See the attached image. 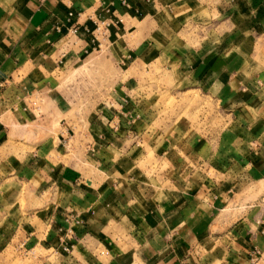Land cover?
I'll return each mask as SVG.
<instances>
[{
    "label": "crops",
    "instance_id": "0c3cea01",
    "mask_svg": "<svg viewBox=\"0 0 264 264\" xmlns=\"http://www.w3.org/2000/svg\"><path fill=\"white\" fill-rule=\"evenodd\" d=\"M154 5L0 0L1 250L52 249L58 264H213L215 242L221 264H247L254 248L263 250V221L250 224L256 205L240 207L237 196L264 179V0H234L228 39L220 30L225 19L218 21L217 31L207 30L218 32L217 41L201 50L192 48L189 32L211 18L173 27L166 59L173 88L201 90L217 102L224 124L217 132L174 141V131L166 138L152 128L157 117L141 107L143 96L131 97V84L121 79L89 117L86 163L63 160L67 129L53 136L42 124L45 139L32 150L14 144V129L36 121L29 99L63 115L62 77L102 45L122 72L132 57L151 60L131 48L125 23ZM99 20L110 23L103 41L95 30ZM242 23L247 26L238 28ZM157 59L162 62L160 54L151 62ZM149 153H169L161 182L146 174L159 172ZM241 209L235 224L226 217L215 224Z\"/></svg>",
    "mask_w": 264,
    "mask_h": 264
},
{
    "label": "rangeland",
    "instance_id": "374dc122",
    "mask_svg": "<svg viewBox=\"0 0 264 264\" xmlns=\"http://www.w3.org/2000/svg\"><path fill=\"white\" fill-rule=\"evenodd\" d=\"M150 1L155 4L152 10L147 7L143 16H137L132 22L126 21V39L131 48L134 47L137 51L142 50V53L149 56L151 60L160 54L162 62H158L159 59L151 62V60H139L132 57L129 64L126 65L128 70L122 72L110 58L109 49L106 45H102L100 51L98 49L93 55L68 68L62 77L59 90L66 103V110L63 115L59 116L48 103L45 105L42 104L43 101H36L33 98L27 100L30 102L29 106L35 114L32 117L36 121H28L26 123L29 124L23 127L20 125L17 129H14L16 130L14 144L17 146L22 145L24 148L23 153L32 150L36 144L45 139L42 128V124H45L51 135L56 134L58 128L59 131L63 130L64 132L67 129V150L63 157L65 163L71 161L86 163L85 160L89 156L87 145L91 140L87 136V129L91 126L89 117L101 106L103 101H106L114 84L121 79L125 80L126 86L131 84L132 89L129 93L131 97L139 98V96H143L145 102L142 103L141 107L145 111L155 113L154 117H157L156 120H150L152 128L165 133L166 138L171 137L174 131V141L177 139L185 140L190 136L200 137L207 133H215L224 126L218 114L220 105L214 102L212 98L201 92V90L181 89L180 86L173 88V74L169 71L170 68L166 64V59L171 58L168 54L173 52V27L187 21L201 22L212 19V23L195 27L189 32L188 38L191 39L189 42L195 50H201L202 47L207 48L208 45L212 44V41H217L218 32L208 33L207 35V30L213 28L215 30L217 22L224 19L226 27L225 29L220 28V30L225 31L223 34H226L228 39L230 26H227V24H231L228 19L236 11L232 6L234 0ZM245 25L242 23L238 28L244 29ZM98 37L100 41L105 38L103 35ZM165 38L169 39L166 40ZM207 39L210 40L207 41ZM175 41L176 44L179 43L177 39ZM203 41H207L206 44ZM155 49L158 55L155 54ZM180 49L183 50L184 47L181 46ZM195 58H197L196 55ZM60 117L63 118V121L60 123L61 125H57L56 121ZM11 129H13V126ZM153 155L149 153L147 158L152 159L155 164H159V172L156 174L155 170L150 169L146 170V174L151 178V182H161L163 178L159 174L167 166L169 153L164 154L163 158ZM147 161L150 162V160ZM139 166L143 167L144 165L140 162ZM239 196L242 199L238 206L256 205L255 208L253 207L254 211L251 214V218H253V221H250L251 226H258L256 224L257 219L260 222L263 221L262 224L264 225V179L245 186L242 193L237 197ZM241 212L244 213L241 209L233 216H227V211L224 216L216 218L215 224L220 223V218L226 217L224 222L233 225L235 224L234 221L242 214ZM215 235L218 236L219 234L216 233ZM218 245L219 243L215 242L213 246H209L213 264H221L218 260ZM203 255L202 258H205V253ZM58 263V252L52 249L43 251L38 248L26 249L23 246H10L3 250L0 249V264ZM247 264H264V248L254 260Z\"/></svg>",
    "mask_w": 264,
    "mask_h": 264
},
{
    "label": "built area",
    "instance_id": "2783aa9c",
    "mask_svg": "<svg viewBox=\"0 0 264 264\" xmlns=\"http://www.w3.org/2000/svg\"><path fill=\"white\" fill-rule=\"evenodd\" d=\"M122 3H126V0H121ZM110 23L106 22L104 20H99L97 21L95 30L97 35H103V37L105 36L106 31L108 30ZM260 254V251L256 248L253 249V251L251 252V260H254L256 258V256H258Z\"/></svg>",
    "mask_w": 264,
    "mask_h": 264
}]
</instances>
